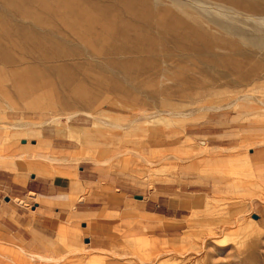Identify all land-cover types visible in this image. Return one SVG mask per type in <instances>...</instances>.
Wrapping results in <instances>:
<instances>
[{"label":"rangeland","instance_id":"rangeland-1","mask_svg":"<svg viewBox=\"0 0 264 264\" xmlns=\"http://www.w3.org/2000/svg\"><path fill=\"white\" fill-rule=\"evenodd\" d=\"M12 1L0 0V52L18 61L0 62V134L15 137L2 154L10 158L38 146L67 157L45 160L47 176L34 178L43 194L68 202H40L63 210L54 229L29 226L25 240L0 229V240L11 244L0 242V264H264V77L243 79L264 67V25L232 16L225 3L206 2L208 19L234 26L247 39L206 24L212 52L203 59L185 51L198 40L173 37L181 34L182 11H194L171 0H142L140 15L119 0ZM21 29L43 41L45 54L82 53L87 45L96 53L41 63L38 53L17 51L24 45ZM253 37L263 40L262 48ZM158 50L172 63L162 74L166 67L153 58ZM57 66L66 69L64 76L52 72ZM44 69L45 83L39 80ZM65 78L75 91L60 88ZM16 162L15 169H3L13 171L17 183L31 181L29 160ZM72 173L87 182L77 195L70 193ZM57 179L63 186L48 193L41 181ZM14 187L9 196L18 193ZM5 198L0 193L1 204ZM143 213L159 217V226L136 229ZM61 227L67 240L58 239ZM34 233L48 239L39 250Z\"/></svg>","mask_w":264,"mask_h":264},{"label":"crops","instance_id":"crops-1","mask_svg":"<svg viewBox=\"0 0 264 264\" xmlns=\"http://www.w3.org/2000/svg\"><path fill=\"white\" fill-rule=\"evenodd\" d=\"M36 135L39 136V132H37ZM13 138L15 137L12 135L8 136L7 138L6 133L2 130V133L0 134V193H5L8 196V198H5L6 203L4 204L0 203V229H2L1 231L4 230L2 234L7 232L13 238H16L18 240H25V235L30 234L25 228L30 226L31 228L35 230H42V231L45 230L46 231V230L54 229L61 222L59 219L60 218L59 215L63 212V210L59 208H54L53 210H51L47 206L41 205L40 202H45L48 204L49 201L52 200V201H56V203H65V202H68V200H67V197L65 196H62L60 198H55L52 195L49 196L48 194H43L39 190L40 187L36 185L35 182H37V180L35 178L34 180L33 178H31L32 179L31 181H26L24 184L17 183L16 178L13 177L15 173H13V171H9L3 168L6 167V168L15 169L17 165L19 166V164L16 162L17 160H24V161L29 160V163H28L29 167L31 168V170L34 171L33 176L34 175H37L39 177L47 176V165L46 163H45V166L43 165V162H45V160H47L48 162L53 161L52 163H55V162L66 161L67 157L55 158L52 155L48 154L47 152H45L44 154L43 152H40L44 148H38V146L36 149L34 148L32 151L24 150L23 153H21L18 156H14L10 158L5 157L3 156L2 152L7 151L6 145H8V142ZM75 141L77 143L82 142V140L80 141V139H77ZM83 142L86 143L87 140L84 139ZM85 160H88V159L85 158ZM71 175H73L72 178L71 177L68 178L69 185H70V193L71 195H77L84 191V189L82 188V185H83L82 182H85V183L87 182L84 180H79L76 177L75 173H72ZM5 181H9L8 186H4ZM41 183L47 184L48 189H49L48 193H52V191L56 192L57 189L63 186L64 184L58 179L54 182L46 180V181H41ZM15 184L20 186V189L18 190L17 194L14 193L12 196H9V193H10L9 191L11 188L17 190L16 187H14ZM116 191L120 193V190H116ZM29 194H32V196L34 197L33 202H29L26 200V197ZM35 195H37L38 197ZM197 199H195V201L193 202L194 205H197V201H196ZM171 205H174V204H171ZM184 206L186 205H183L182 207ZM48 212H54L55 213L54 217L48 215ZM42 213L44 214L42 215ZM124 215L125 214H121V218H123ZM96 219L107 222L105 215H97ZM159 222H160L159 217L143 213V215H141V217L136 222H134V227L144 232L148 228L158 227ZM129 224L131 223L127 222V225ZM138 226L139 228H137ZM65 230L66 229L64 227L60 228L58 239L67 240V237H68L67 235L69 233ZM46 240L48 239L45 238L44 236L34 233V244H35L34 250H39L43 246H45ZM148 241L151 243L160 244V241L156 240L155 237L153 238L149 237ZM0 242L5 243V242H2L1 240ZM7 245H11V244H7ZM14 246H18V245H14ZM23 250L27 251L25 248H23Z\"/></svg>","mask_w":264,"mask_h":264},{"label":"bare ground","instance_id":"bare-ground-1","mask_svg":"<svg viewBox=\"0 0 264 264\" xmlns=\"http://www.w3.org/2000/svg\"><path fill=\"white\" fill-rule=\"evenodd\" d=\"M11 1V0H10ZM97 1V0H96ZM108 1V0H107ZM106 1V2H107ZM145 1H149V0H145ZM145 1H142V0H126L125 2L119 0L120 3H122L127 9H129L128 11H132L133 14L134 13H137L136 15H140L138 12H135L136 11V8L138 7H146V3ZM150 1H153L155 4H159V2L161 0H150ZM181 0H171V3L174 7H177L179 9H186V8H191L193 9L194 13H189L187 12L186 13V10L185 11H182L183 15H185L186 19H182L180 20V23L179 25H181V33L180 35H174L173 37H175L176 39H184L186 40L188 37L191 36V38H193L194 40L196 39V41L198 40V43H197V47L195 46V48H190V49H185L186 52L189 51L188 54H192L194 53V55H197L200 54V56H202L203 59L206 58V56H203V55H207L209 54L210 52H212V45L211 43L206 39L205 37V25L206 24H209V23H213L215 24L217 27H219L220 29H222L224 31V33L228 34V35H231V36H236V37H240L242 39H247L245 37V35L243 33H241L240 31H238L234 26H228V25H225V24H222V22H216V21H213V20H210L207 18L208 14L205 12L206 8H204L206 5V2L210 1V2H213V3H225L229 6L232 7V11H230V14H232V16H247V18H251L253 20H258L260 21L263 25H264V0H184V2H180ZM14 2V0L12 1ZM4 3V2H3ZM2 3V4H3ZM104 3V2H103ZM0 3V5H2ZM13 4V3H12ZM107 4V3H106ZM112 4V3H111ZM110 4V5H111ZM147 4H149L147 2ZM113 5V4H112ZM115 5V4H114ZM141 5V6H140ZM118 6V5H117ZM10 7V6H9ZM7 9V8H6ZM143 9V8H141ZM212 9V8H211ZM21 10V9H20ZM221 10V9H220ZM224 10V9H222ZM140 11V10H138ZM144 11V9H143ZM161 11V9H160ZM18 12V11H17ZM21 13V12H20ZM162 13V12H161ZM226 13V12H225ZM14 15V14H12ZM63 16V15H62ZM231 16V17H232ZM56 17V16H55ZM173 17V15H172ZM181 17V16H180ZM138 18V17H137ZM141 18V17H140ZM244 19L245 21L246 20H249V19ZM12 19V18H11ZM21 19H22V16H21ZM62 19V18H61ZM64 19V18H63ZM250 19V20H251ZM251 20V21H253ZM3 21V20H2ZM5 21V20H4ZM11 21V20H9ZM76 21V20H74ZM175 21V20H174ZM191 21V23H190ZM62 22V21H61ZM77 22V21H76ZM169 22V21H168ZM173 22V21H172ZM4 23V22H3ZM6 23V22H5ZM255 23V22H254ZM78 24V23H77ZM152 24V23H151ZM178 25V26H179ZM65 26V25H64ZM155 26H156V23H155ZM162 27H164L162 25ZM177 27V26H176ZM165 28V27H164ZM167 28V27H166ZM170 28L172 29V27L170 26ZM170 29V31H171ZM174 29V28H173ZM172 29V30H173ZM264 29V28H263ZM134 30V28H133ZM175 30V29H174ZM173 30V32H174ZM72 31V30H71ZM75 31V30H74ZM177 31V30H175ZM76 32V31H75ZM127 32V30H126ZM125 32V33H126ZM134 32V31H133ZM168 33V32H167ZM75 34V33H74ZM20 39H21V42L24 44L23 47L21 48H18V52L22 54V56H26L28 57V55H32L34 52L35 53H38L37 54V57H38V60L39 62L41 63H56V62H65V60H69V58H72V59H76L80 56H93L95 55L96 51L95 49L91 48V47H88V46H91V45H85L86 48L84 49V51L82 53H77L76 51L75 52H70V51H63V52H58V53H46L45 54V44L43 43V41H41L40 39H35L34 37H31V35L25 33V30H20ZM170 35V34H169ZM121 36V35H120ZM163 37V36H162ZM209 37V36H207ZM253 40V44L256 46V47H259V48H262V45H263V40L260 38V37H253L252 38ZM85 43V42H83ZM231 41L227 42L228 46L230 47L231 45ZM75 45H78L80 43H76L74 42ZM233 47H235L236 43H232ZM84 48V47H83ZM163 48V46H162ZM197 48V49H196ZM174 49V48H173ZM196 51H195V50ZM180 50V49H178ZM32 51H34L32 53ZM143 52V51H142ZM166 52V51H165ZM187 55V54H186ZM20 56V55H19ZM169 53H164L163 51L161 50H158L157 52L153 53V58L161 65V66H164L166 68L164 69H161L162 71H160L159 73L162 74L164 71L168 70L167 66L169 63H171L170 61V58H169ZM20 59V58H19ZM207 59V58H206ZM0 62L3 63L4 65H7L9 64V66H14L17 64L18 61H16L15 59H13L10 54H8V52H3L1 51L0 52ZM21 63V62H20ZM33 64V63H32ZM40 64V63H39ZM172 64V63H171ZM52 65V64H51ZM54 65V64H53ZM52 65V66H53ZM143 65V64H142ZM217 65V64H216ZM37 66V65H36ZM139 66V65H138ZM132 67V66H131ZM144 67V66H143ZM158 67V66H157ZM179 67V66H178ZM154 68V67H153ZM42 69V68H41ZM40 70V69H39ZM134 70V69H133ZM137 70V69H136ZM135 70V72H136ZM143 70V69H142ZM149 70V69H148ZM147 70V72H149ZM235 70V69H234ZM65 71L66 69H63V68H60L59 66L55 67L53 69V73L58 75L59 77H62L64 76L65 74ZM114 71V70H113ZM128 71V70H126ZM154 71V70H153ZM44 72V73H43ZM41 72V74H39L40 76V81L44 82L45 83V69L44 71ZM138 73L140 71H137ZM146 72V71H145ZM230 72V71H229ZM252 72V71H251ZM256 72H261L260 74V77L257 78V76L259 74H253V75H245V77H243V79H248L249 81L251 82H255L256 80L258 79H261L264 77V67H260L258 70H256ZM40 73V72H39ZM134 73V72H133ZM155 73V72H153ZM143 74V73H142ZM242 74V73H241ZM35 75V74H33ZM133 75V74H132ZM149 75V74H148ZM38 76V77H39ZM126 76H127V73H126ZM139 76V75H138ZM137 77V76H136ZM142 77V76H141ZM253 77V78H251ZM117 79V78H115ZM119 80V79H118ZM117 81V80H116ZM113 82V81H112ZM117 83V82H115ZM114 83V84H115ZM180 83V82H179ZM141 84V83H140ZM59 85V84H58ZM76 85V84H75ZM111 85V83H110ZM113 85V84H112ZM139 85V83H138ZM121 87V86H120ZM119 87V88H120ZM60 88H63V89H73L75 91V86H74V81H70L68 78H65L63 80H61V83H60ZM135 88V87H134ZM175 88V87H174ZM137 89V88H136ZM134 90V89H133ZM132 90V91H133ZM171 99V97H168ZM183 99V97H182ZM67 119V118H66ZM69 119V118H68ZM63 133H65L63 131ZM65 135V134H64ZM68 136L70 139H77V137L75 136V134L73 132H68ZM45 159V158H44ZM139 228V227H138ZM224 238V237H223ZM146 243V242H145ZM63 259V258H62ZM155 264V263H154Z\"/></svg>","mask_w":264,"mask_h":264},{"label":"water","instance_id":"water-1","mask_svg":"<svg viewBox=\"0 0 264 264\" xmlns=\"http://www.w3.org/2000/svg\"><path fill=\"white\" fill-rule=\"evenodd\" d=\"M22 143L25 144L26 141H22ZM33 143H34V142H33ZM32 178H34V176H32ZM135 199L142 200V197H141V196H135ZM85 241H86V243H88L89 240L86 239Z\"/></svg>","mask_w":264,"mask_h":264}]
</instances>
